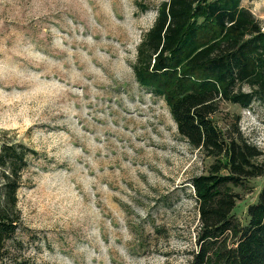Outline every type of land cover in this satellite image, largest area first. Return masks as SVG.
<instances>
[{
  "label": "rangeland",
  "instance_id": "1",
  "mask_svg": "<svg viewBox=\"0 0 264 264\" xmlns=\"http://www.w3.org/2000/svg\"><path fill=\"white\" fill-rule=\"evenodd\" d=\"M165 1L0 0V139L33 152L17 190L26 264L190 260L204 160L132 68ZM240 5L264 30V0ZM213 119L236 121L264 163V97ZM262 181L233 188L237 216Z\"/></svg>",
  "mask_w": 264,
  "mask_h": 264
},
{
  "label": "trees",
  "instance_id": "2",
  "mask_svg": "<svg viewBox=\"0 0 264 264\" xmlns=\"http://www.w3.org/2000/svg\"><path fill=\"white\" fill-rule=\"evenodd\" d=\"M241 0H166L138 47L137 83L164 98L177 133L204 160L190 178L199 225L187 264H264V163L236 121L218 127L222 102L264 97V30ZM247 90H242V86ZM33 153L0 139V264H26L17 190ZM263 181L242 217L233 188Z\"/></svg>",
  "mask_w": 264,
  "mask_h": 264
}]
</instances>
